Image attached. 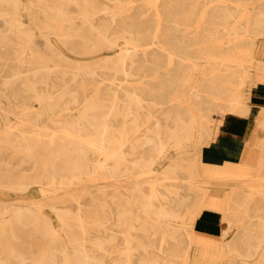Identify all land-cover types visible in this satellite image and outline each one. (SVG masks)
<instances>
[{"label": "bare ground", "instance_id": "obj_1", "mask_svg": "<svg viewBox=\"0 0 264 264\" xmlns=\"http://www.w3.org/2000/svg\"><path fill=\"white\" fill-rule=\"evenodd\" d=\"M109 1L29 0L42 11L50 50L41 51L35 27L19 18L21 0H0V189L43 184L39 200L0 201V264H189L194 235L187 223L205 206L223 213L226 225L214 234L225 240L223 255L254 256L264 247V176L245 162L208 167L201 149L227 114L249 112L247 85L264 82L256 49L264 0ZM50 34L65 48L83 37L84 52H118L83 65L56 50ZM66 66L75 70L71 76L38 77ZM41 82L62 86L64 103L40 90ZM256 124L264 129V106ZM251 140L259 153L248 143L244 158L264 160V137ZM186 142L198 148L192 158ZM171 146L178 155L157 169ZM27 162L31 171L22 167ZM227 180L235 183L220 193ZM88 194L91 205L80 201Z\"/></svg>", "mask_w": 264, "mask_h": 264}, {"label": "rangeland", "instance_id": "obj_2", "mask_svg": "<svg viewBox=\"0 0 264 264\" xmlns=\"http://www.w3.org/2000/svg\"><path fill=\"white\" fill-rule=\"evenodd\" d=\"M28 1L29 0H21L19 18L24 21L25 25L31 24L33 27H35L36 35L34 37V42H35L36 48L40 49L41 51H49L50 50V46L48 45L49 43L47 42V39L41 35V32L43 30L41 29L40 24H41V20L43 19V17L40 13H42V11L38 13L36 8H30ZM106 1H109V0H105V2ZM109 2H112V0H110ZM75 7H76L75 5L71 4V9L74 10ZM143 17H145V14L143 15ZM229 23H231V21ZM75 26L79 27L80 23L75 22ZM0 28L1 29L6 28V23L3 22L2 19H0ZM83 31L85 32L86 36L89 37V39L95 38L93 35L90 34V32L87 29L83 28ZM10 37L13 39H16L15 35H11V33H10ZM49 37L51 38L52 43H54L55 47L57 48L56 50H61L62 53L66 57L71 59V61L81 63L83 65H85L86 63L94 65L93 62L100 59L101 57L113 56L118 52L117 47H111V46H103L99 50L93 51V52H84L82 51L84 48L83 41L85 39L83 37H75L74 40L70 39L69 42H71V44L69 45L68 48H65L64 45H61V39H59L57 36L50 34ZM261 40H264V36L260 37L258 42H261ZM261 50H262L261 57H263L264 48ZM259 51L260 49H258V52ZM105 69L106 68H97V71L103 72ZM66 71L68 72L69 76H71V74L75 70L67 66L65 68H58L52 71L43 70L39 72L38 77L43 78L41 80L45 81L47 80V78L51 77V75H53L54 73H66ZM105 71L106 72L111 71V69L108 68ZM252 71L255 72L254 69ZM40 78H38L39 81H41ZM38 85H39L38 88L40 90L49 88L50 89L49 91H52V93L55 95L57 102L59 104L64 103V98L60 96V90L62 86L60 85H57V86L49 85L48 86L44 82H41ZM262 85H264L263 81L258 82L256 84L247 85L246 89L249 88L248 95H250L248 99V103L250 104L249 112L246 115H242L238 113L227 114L224 117L223 122L219 124L220 128L218 130L216 138L210 143H208L207 145H204V147L202 146L203 158L206 162L208 163L222 162V160L225 159L224 163H227V162L239 163L241 162L245 148L248 146L247 144L251 143L252 141L251 139L254 136L258 138L264 137V129L261 128L260 126H257L256 124V117L261 107L264 106V100L263 101L254 100V99H264L260 97V94L264 90ZM1 87H2V83L0 79V89ZM102 87L104 89H107L106 86H102ZM33 103H35V105H38V102L36 100L33 101ZM59 113H60L59 118L60 119L63 118L62 114L64 113L62 111H60ZM73 113L77 114V111L75 110L73 111ZM12 119L15 120V117H12ZM43 119L47 120V116H44ZM121 120H122V117H118V121L120 122ZM226 129H231V131H227ZM233 129H235V132H233L234 131ZM254 146H255L254 147L255 152H257L258 154L260 148L257 144H254ZM185 148L188 151V153L186 152L187 154L186 157H191V158L194 154V151H197L198 149V148L195 149L192 143L190 142H186ZM178 151L179 150L176 147L171 146L165 152V156L160 160V162L155 167L161 170L165 165L169 164L174 157L178 155ZM90 155L91 157H94L93 153H90ZM226 160H233V161H226ZM251 163L257 164L258 159L253 160ZM31 165L33 164L30 162H27L22 167L26 169V171H31V167H32ZM208 167H211V166H208ZM153 175L155 177V174H152V177ZM221 178H223V176L218 177V179H221ZM86 182L89 183L88 184L89 186H91L89 188L91 189L92 194L97 195L98 190L96 186H93V182L92 181H86ZM222 183H221V186L219 187L221 188L220 193L222 192L225 193L226 190L229 189L231 184H234L235 182L227 180L226 182H222ZM201 184L210 186L211 182L207 181ZM42 186L40 184H34L27 190H23V191H14V190L3 191L0 189V201L6 202L7 204H12L18 201L25 203L29 200H39L43 198L42 191H41ZM80 187L81 185L78 184L75 186V189L77 188L79 189ZM112 190H113L112 188L108 190L109 194H107V201L111 205L114 206L113 200H112L114 190L113 191ZM64 191H65L64 188H61L59 194L62 195ZM122 192L124 194H128V191L126 189H122ZM92 194H88L85 197L82 196L80 198V201L82 203L91 205ZM65 205L74 212L78 211L79 209V204L75 200H68L65 203ZM207 210L210 211L212 209L208 208L207 206L203 207L197 214V217H195L193 221L187 223V230H189L192 233V236L194 235L192 237L193 243L190 245V250H189V262H190L189 264H231L233 262L238 263V264H264V247L263 249H261L259 252H257L254 256L250 258L234 257L230 259L229 257L223 255V251H225L226 249L224 248V245H221V243L222 241L223 243H225V240L222 237L216 238L214 237L215 233L201 230L196 226L197 222L201 221V219H204L206 217L204 214ZM44 211L51 218L55 226L59 227L60 222L58 221L55 212L51 210L50 208H48V206L44 207ZM140 214L143 215L142 213ZM219 215L221 218L220 222L222 224V228H224L226 224H225V220L222 217L223 213L220 212ZM102 230L104 229L101 228V230H98L97 228H95L93 229V233L96 234ZM118 238L120 241H122L123 236L120 234ZM34 248L36 249V247ZM96 252H99V251H96ZM112 256H116V254L113 253ZM139 256H140V253L137 254L136 261L138 260ZM110 259L111 257L107 255L106 261L109 262Z\"/></svg>", "mask_w": 264, "mask_h": 264}, {"label": "crops", "instance_id": "obj_3", "mask_svg": "<svg viewBox=\"0 0 264 264\" xmlns=\"http://www.w3.org/2000/svg\"><path fill=\"white\" fill-rule=\"evenodd\" d=\"M262 37V36H261ZM260 38V37H259ZM259 40V39H258ZM260 47V48H259ZM264 48V40H261V42H258L257 41V46H256V49H257V52H258V49H260V51L258 52L260 55H261V49ZM264 60V58H263ZM262 62V61H261ZM264 64V63H263ZM263 89H264V85H262ZM260 97L264 98V90L263 92L260 94ZM254 100H258V101H263L264 99H254ZM260 112V111H259ZM259 114V113H258ZM258 126V125H257ZM227 131H231V129H226ZM235 132V130L233 131ZM253 143H251L250 145L252 146V148L254 149V145H252ZM229 146V145H228ZM204 147V146H203ZM249 146H247L245 148V151L243 153V156H242V159H241V162H245V163H248L250 166H251V169L253 170L254 174L256 176H264V160H262V158H259V156L256 158L258 159V163L257 164H252L251 162H248L244 157H245V154L246 152L249 150L248 149ZM202 150V149H201ZM201 154H202V161L204 164H207L211 167L215 166V165H219V164H223L225 161V159L222 160V162H206L203 158V150L201 151ZM231 158V157H230ZM239 159V158H238ZM237 159V160H238ZM236 160V161H237ZM226 161H233V160H226ZM235 161V160H234ZM231 163V162H230ZM255 167V168H254ZM219 211H215V210H207L205 212V220H201L199 222L196 223V226L201 229V230H205L207 232H211V233H217L218 231H221L223 230L222 228V224L220 222V215H219ZM220 237L221 235L218 234Z\"/></svg>", "mask_w": 264, "mask_h": 264}]
</instances>
